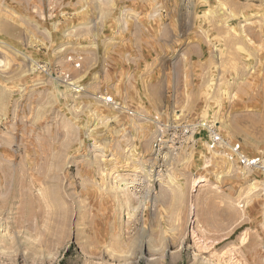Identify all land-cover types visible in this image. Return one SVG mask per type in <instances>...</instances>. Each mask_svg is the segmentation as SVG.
Listing matches in <instances>:
<instances>
[{"label":"rangeland","instance_id":"1","mask_svg":"<svg viewBox=\"0 0 264 264\" xmlns=\"http://www.w3.org/2000/svg\"><path fill=\"white\" fill-rule=\"evenodd\" d=\"M212 129L264 159V0H0V264H264Z\"/></svg>","mask_w":264,"mask_h":264},{"label":"built area","instance_id":"2","mask_svg":"<svg viewBox=\"0 0 264 264\" xmlns=\"http://www.w3.org/2000/svg\"><path fill=\"white\" fill-rule=\"evenodd\" d=\"M108 101H112V98L108 97ZM210 138L211 147H217L224 142L228 148L227 155L230 159L238 161L246 167L259 168L262 171L264 178V159L261 156L247 155L243 150L241 143L225 140V138L215 129L211 130Z\"/></svg>","mask_w":264,"mask_h":264},{"label":"bare ground","instance_id":"3","mask_svg":"<svg viewBox=\"0 0 264 264\" xmlns=\"http://www.w3.org/2000/svg\"><path fill=\"white\" fill-rule=\"evenodd\" d=\"M124 185H125V184H124ZM126 185H127V183H126ZM126 185H125V186H126Z\"/></svg>","mask_w":264,"mask_h":264}]
</instances>
